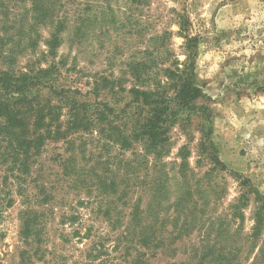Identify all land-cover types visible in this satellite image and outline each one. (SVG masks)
<instances>
[{
	"label": "rangeland",
	"instance_id": "obj_1",
	"mask_svg": "<svg viewBox=\"0 0 264 264\" xmlns=\"http://www.w3.org/2000/svg\"><path fill=\"white\" fill-rule=\"evenodd\" d=\"M26 68L48 87L47 123L69 136L48 142L23 180L0 143V264H264L245 243L264 198V0H43L37 11L0 0V72ZM184 81L204 96L171 104L178 119L160 157L113 142L112 126L127 134L137 108L129 91L173 99ZM205 144L228 172L209 173ZM133 211L153 229L147 247ZM221 215L229 238L215 262L209 230Z\"/></svg>",
	"mask_w": 264,
	"mask_h": 264
},
{
	"label": "trees",
	"instance_id": "obj_2",
	"mask_svg": "<svg viewBox=\"0 0 264 264\" xmlns=\"http://www.w3.org/2000/svg\"><path fill=\"white\" fill-rule=\"evenodd\" d=\"M43 0H32L35 10L41 8ZM43 72V71H41ZM31 69H25L19 73L0 72V91L10 92L11 95L6 98V101H0V117L3 118V122L0 123V143L6 144V156H9L12 160V169L19 172L18 179H25L23 176L30 172L31 165L37 162L45 150L48 142H59V140L66 139L69 135L67 131L60 127L53 129L50 124L47 123L48 119L56 116L55 108L47 105L46 95H41L40 88L48 89L46 85L38 83V79ZM38 87V93L34 95V89ZM175 97L173 99L168 98L164 91L156 90H140L134 88L129 91L132 94L133 102L137 104V108L133 110L130 123L124 127L128 131L127 134L121 132L112 125L111 137H115L113 142H122L123 149L132 148L134 144L141 147L143 153H135L137 156H142L147 160L148 155H156L160 157L167 143V133L170 130V125L173 121L178 119V111L174 110L171 106L172 103H176L178 108H188L195 100L203 97V92L194 81H184L176 89ZM69 93L62 89L58 96ZM4 97V96H3ZM141 107V108H140ZM143 108V109H142ZM130 114V113H129ZM106 119V115L101 114ZM100 120H103L102 118ZM84 121V120H80ZM110 123V122H109ZM112 123V122H111ZM100 124V123H99ZM101 123L100 125H102ZM84 128V127H83ZM88 130V129H85ZM100 134L105 133L104 129H98ZM213 145V144H212ZM210 144H205L203 153L206 154L208 159L212 162V167L209 173L216 172H228L227 166L217 157L215 147ZM182 153H184L182 151ZM183 156V154H182ZM184 162L187 157H182ZM187 168V163L182 165V171ZM107 182L101 181V184ZM244 185V184H243ZM112 187H116L117 180H112ZM252 189L248 192H244L236 205L231 206L230 216L233 221L243 220L242 208L246 206L248 195L253 193ZM257 207L253 213L252 219L254 222L251 228V233L246 236V250L249 253L254 252L259 246V252L263 254L264 248L259 245V241L263 235L262 229L264 226V198L256 196ZM226 216L221 215L217 219L214 218L210 223L211 232L214 231L215 238L214 243L208 247L207 254L216 262L222 260L225 257L226 250L223 247L224 241L229 238V231H227L228 225L225 223ZM134 229L141 227L142 231L136 233L132 228V233L138 235L140 238L139 244L142 246H149L152 236L150 232L153 230L150 225H144L140 219V213L133 211L131 214L130 225ZM131 226L127 227L130 229ZM150 229V230H149ZM27 230V229H25ZM129 232V231H128ZM211 232L208 233L207 239L211 237ZM226 233V235H225ZM27 238V237H26ZM264 244V242H263ZM237 248L230 249L229 255H234L237 252ZM227 261H225V264Z\"/></svg>",
	"mask_w": 264,
	"mask_h": 264
}]
</instances>
